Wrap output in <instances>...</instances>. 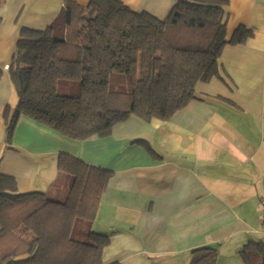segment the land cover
<instances>
[{"label":"crops","instance_id":"0c3cea01","mask_svg":"<svg viewBox=\"0 0 264 264\" xmlns=\"http://www.w3.org/2000/svg\"><path fill=\"white\" fill-rule=\"evenodd\" d=\"M67 0H5L0 5V171L20 193L63 199L72 178L59 170L70 153L111 172L92 228L110 235L105 264H189L215 247L216 264H242L239 250L264 241V0H225L228 44L218 76L167 120L132 115L110 136L81 141L25 115L7 141L6 108L18 103L10 65L23 28L44 29ZM86 6L91 0H72ZM179 0H124L166 18ZM240 259V260H239Z\"/></svg>","mask_w":264,"mask_h":264},{"label":"trees","instance_id":"16d2710c","mask_svg":"<svg viewBox=\"0 0 264 264\" xmlns=\"http://www.w3.org/2000/svg\"><path fill=\"white\" fill-rule=\"evenodd\" d=\"M251 34L242 26L227 38L225 0H179L164 19L124 0H67L48 27L21 30L9 65L18 103L5 110L7 141L20 115L81 141L110 136L132 115L167 120L195 97L197 82L219 75L225 46ZM70 81L74 94L60 93ZM59 170L72 178L60 200L17 193L15 178L0 173V264H105L110 235L92 223L111 172L65 152ZM238 255L264 264V241H248ZM218 259L217 248L202 247L189 264Z\"/></svg>","mask_w":264,"mask_h":264},{"label":"rangeland","instance_id":"374dc122","mask_svg":"<svg viewBox=\"0 0 264 264\" xmlns=\"http://www.w3.org/2000/svg\"><path fill=\"white\" fill-rule=\"evenodd\" d=\"M76 86H78L77 85V83L76 82H72L71 83V81L70 82H64V83H61V86H60V88H59V92L60 93H69V94H74V92L76 91ZM55 130V129H54ZM56 131V130H55ZM58 132V131H57ZM1 159V158H0ZM0 173H2L1 171H0ZM2 174H5V173H2ZM6 175H9V174H6ZM17 193H20L19 191H17ZM50 197H52L51 195H49ZM53 198V197H52ZM55 199H57V198H55ZM240 258V257H239ZM241 259V258H240ZM239 259V260H240ZM188 262H190V261H188ZM242 264H243V262H242Z\"/></svg>","mask_w":264,"mask_h":264},{"label":"built area","instance_id":"2783aa9c","mask_svg":"<svg viewBox=\"0 0 264 264\" xmlns=\"http://www.w3.org/2000/svg\"><path fill=\"white\" fill-rule=\"evenodd\" d=\"M6 69H9V66L8 65L6 66Z\"/></svg>","mask_w":264,"mask_h":264}]
</instances>
